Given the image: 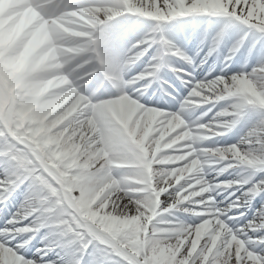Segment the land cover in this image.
<instances>
[{"label": "snow or ice", "instance_id": "snow-or-ice-1", "mask_svg": "<svg viewBox=\"0 0 264 264\" xmlns=\"http://www.w3.org/2000/svg\"><path fill=\"white\" fill-rule=\"evenodd\" d=\"M0 169V264H264V0H0Z\"/></svg>", "mask_w": 264, "mask_h": 264}, {"label": "bare ground", "instance_id": "bare-ground-1", "mask_svg": "<svg viewBox=\"0 0 264 264\" xmlns=\"http://www.w3.org/2000/svg\"><path fill=\"white\" fill-rule=\"evenodd\" d=\"M150 28H151V24H150V22H148V21H141L140 23H138V25H137V27H136V31H135L134 33H132L131 37H132V38H137V37L142 38V37L145 35V33H147L148 31H150ZM186 28H190V29H192V31H191V32H186V31H185ZM197 31H199L201 34H203V29H202V28H198V27L195 26V25H185L184 27L181 28V30H180V34H181V35H188V36H191V38L187 40L186 45L183 44V43H181L179 40H176V42H177L178 44H180L181 47H184L185 51H187L188 54L191 55V56H193V57H196L197 50L199 49V46H200V40H199L198 38H196V36H195V32H197ZM213 34H214V33H213ZM140 38H139V39H140ZM170 38L175 39V33L170 34ZM195 43H196V44L198 43V45H195ZM229 46H230V45H229ZM193 47H194V50L192 49ZM258 47H259V45H258ZM206 50H207V49H206V47H205V51H206ZM226 52H227V49L222 47V48H221V52H220V56H221L222 54L225 55ZM126 53H127V52H125V51L122 49V54H126ZM201 54L203 55V53H201ZM200 56H201V55H200ZM196 58L198 59L199 57H196ZM197 61H199V59H198ZM211 61H212V60H209L208 63H205L203 66H200L199 68H197V69L195 70V73H196L197 79H203V76H208L209 73H211L212 71H214L213 69H216V71H218V69L220 68V64H219V63H216L215 65L212 66V62H211ZM182 65H183V62H182ZM184 66H185V65H184ZM186 66H187V65H186ZM135 68H137V65H136ZM135 68H134V69H135ZM134 69H133V70H134ZM201 73H203V76L200 75ZM161 75H163V74H161ZM168 78H169L170 80H174V79H175V78L173 77V75H169ZM155 84H156V83H155ZM185 89H186V88H185ZM114 90H115V89H113V91H114ZM183 93H184V91L181 92V95H183ZM152 100H153L155 103H157L158 106L164 107L165 109H167V108H172L173 105H175V104L172 103V102H169V101H163V100H161V99H159V100L157 101V98H156L153 94H152ZM210 107H211L210 105L206 106V110H205V112H208V109H209ZM179 108H180V106H178L176 110L178 111ZM173 109H175V108H173ZM218 110H219V108H218V109L215 108V109H213L212 112H209V113H210V114L213 113V115H214L215 112L218 111ZM186 112H187V111H186ZM258 118H259L258 116L255 117V119H258ZM246 125H248V124L242 122L241 125L237 126V128L233 130V132L229 133V136H228V137L217 138L216 143H220V141H225V140H223V139H225V138H226V139H232V138H233V139H235V140H234V143L238 142L239 139H240L242 136H244V135L246 134V131H245V129H244V127H245ZM209 143H212V142H209ZM0 172H2L1 169H0ZM233 175H235V173H234ZM225 194H227V192H224V193H223V195H225ZM14 199H15V198H14ZM23 199H24V196H22V198L20 199V201H19V203H18V207H19V204L23 201ZM0 212H1V217H2V216L4 215V213H5V211L1 210V206H0ZM45 231H46V230H45ZM42 235H44V233H42ZM38 237H40V240H41V236H38ZM34 241H35V240H34ZM57 252L59 253V252H60V249H57ZM33 254H34V253H33ZM61 255H62V253H61ZM53 258H58V257L56 256V253H53Z\"/></svg>", "mask_w": 264, "mask_h": 264}, {"label": "rangeland", "instance_id": "rangeland-1", "mask_svg": "<svg viewBox=\"0 0 264 264\" xmlns=\"http://www.w3.org/2000/svg\"><path fill=\"white\" fill-rule=\"evenodd\" d=\"M138 24H136V25H134V26H131V27H129L127 24H122L121 25V30L122 31H125V33H126V39L123 41V45H125V48L128 50L130 47H131V44L132 43H134L136 40H138L140 37H137V38H134V39H132L131 38V35H132V32L134 31V29L136 28V26H137ZM223 57V54L221 55V58ZM146 58V59H145ZM144 59H145V61H143L140 65H139V67H137L133 72H131V74L129 75V76H131V75H135V72H136V70L137 69H139V70H143L146 66H147V63H148V57H145ZM213 57H209L208 59H212ZM201 59H203V58H201ZM214 59V58H213ZM176 61V60H175ZM177 62V61H176ZM176 62L174 63V64H176ZM216 64V60L214 59V60H212V66L213 65H215ZM203 66V65H202ZM214 71H212L211 73H212V75L213 76H215L216 74H217V72L218 71H216V69H213ZM164 72L165 73H167V74H172L171 72H168V70L167 69H165L164 70ZM209 78H211V77H209ZM178 81V82H181L179 79H177L176 77H175V81ZM182 86H184L183 84H182ZM175 87V86H174ZM184 87H186V86H184ZM189 91H190V87H188V89H187V93L185 94V96H187L188 94H189ZM180 94V93H179ZM158 95V94H157ZM161 95H162V93H161ZM161 95H158L159 97H161L162 99H164ZM181 99H182V97H181ZM165 100V99H164ZM180 101V100H179ZM177 102L172 108H167L166 110L167 111H177L176 109H177V107L178 106H180V102ZM161 107V106H160ZM164 108V107H163ZM173 108H175V109H173ZM219 107H217L216 109H218ZM165 109V108H164ZM205 110H206V106H204V107H200V108H193V109H190V110H188L187 112H185V114H184V118L186 119V121L187 122H189V123H193V124H195L196 122H197V118L198 117H200L204 112H205ZM214 115H213V113L212 114H208L207 116H205L204 117V119L202 120V121H200L201 123H207L209 120H211V118L213 117ZM248 127H249V125H246L245 127H244V129H245V131H246V133H247V131H248ZM223 140H225V141H222V142H220V143H217L219 146H224V145H222V144H225L226 142L227 143H234V140L235 139H223ZM2 170V169H1ZM206 171H208V173H209V178H211V177H213V176H215L216 175V172L213 170V168L212 167H208L207 169H206ZM228 174L227 173H225V176H227ZM228 195V193L227 194H225V195H222L221 197H218L219 199H223L224 197H226ZM22 194L19 196V198L18 199H14V202L13 203H11L10 204V206H9V208L8 209H4V207L3 206H1V210H3V211H5V212H7L8 214H9V218H10V215H11V213H13V212H15L16 211V209L18 208V203H19V201H20V199L22 198ZM255 203V202H254ZM179 216H180V218L181 219H184V220H186L187 222H189V223H191V220H189L187 217H186V215L185 214H183V213H180V214H178ZM0 218H2L1 217V212H0ZM33 244L34 245H36L37 247H44V244H42L41 243V240H40V237H37L36 239H35V241H33ZM34 253V252H33Z\"/></svg>", "mask_w": 264, "mask_h": 264}]
</instances>
